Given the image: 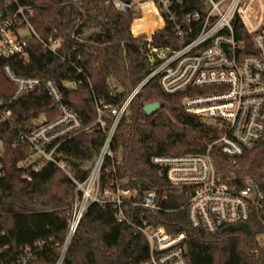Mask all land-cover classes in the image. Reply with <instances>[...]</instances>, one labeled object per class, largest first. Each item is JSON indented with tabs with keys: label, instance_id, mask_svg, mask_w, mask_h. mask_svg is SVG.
<instances>
[{
	"label": "trees",
	"instance_id": "16d2710c",
	"mask_svg": "<svg viewBox=\"0 0 264 264\" xmlns=\"http://www.w3.org/2000/svg\"><path fill=\"white\" fill-rule=\"evenodd\" d=\"M21 3L32 6L34 14L30 20L42 38L63 37L64 43L54 53L32 38L27 60L0 55V97L8 100V107L13 110L4 134L13 138L19 127L33 129L35 125L30 121L42 114L53 120L59 116V111L45 91L12 100L15 88L5 76L3 65L10 64L22 75L54 79L64 102L79 115L84 126L90 127L64 142L56 152L58 158L70 164L72 176L83 181L106 136L96 123L97 104L120 106L151 73L139 39L131 33L135 14L116 10L111 0L78 3L21 0ZM162 35L164 32H158L155 38L158 40ZM71 81L77 83L74 88L65 85ZM181 99L180 94H166L157 77L143 86L119 122L112 142L114 162L108 159L101 174L104 186L117 180L139 197L158 187L174 194L153 158L195 153L196 141L188 135L199 140L202 146L204 138L211 135L210 129L200 130L208 123L186 112ZM157 101L163 103L162 108L167 109L178 124L166 111L150 121L153 116L145 113L144 106ZM105 118L110 125L113 118L110 115ZM137 120L148 121L139 124L143 132L161 131L162 120L173 130L141 134L135 128ZM29 154L27 145L16 149L6 146L4 174L0 176V249L5 248L9 256L39 240L52 244L62 242L75 196L73 179L53 163L43 162L38 170L20 167V161ZM212 155L217 167L234 184L244 187L253 179L264 191V139L238 157L236 164L218 149L213 150ZM108 168H114L115 172L108 173ZM26 171L32 177L30 181L24 178ZM175 203V199L167 201L170 207L176 206ZM156 222L174 233L186 231L188 264H264V243L260 240L264 234V208L254 209L249 221L230 224L215 235L193 229L184 210L163 212ZM148 253L145 236L134 227L120 223L113 204L92 203L80 221L63 264H133L145 260ZM57 256L55 246L46 247L29 264H53Z\"/></svg>",
	"mask_w": 264,
	"mask_h": 264
},
{
	"label": "built area",
	"instance_id": "2783aa9c",
	"mask_svg": "<svg viewBox=\"0 0 264 264\" xmlns=\"http://www.w3.org/2000/svg\"><path fill=\"white\" fill-rule=\"evenodd\" d=\"M82 0H67L78 3ZM116 10L132 11L135 16L131 33L139 39L140 50L151 73L140 82L120 106L97 104L96 123L106 136L100 152L86 179L72 176L70 164L57 157V149L77 134L89 130L79 115L64 102L63 94L52 78L22 75L10 64L3 72L14 85L12 100L33 93L47 92L57 105L59 116L53 120L42 114L21 127L13 138L4 128L13 116L9 101L0 97V176L4 174L7 144L16 149L27 145L30 154L20 161V167L33 170L43 162H51L68 174L75 184V196L62 242L36 241L14 255L0 249V264H29L45 251L57 249L53 264H63L80 221L92 203H111L120 223L128 224L142 233L148 243V257L133 264H188L186 231L171 232L157 223L163 212L184 210L193 229L201 234L215 235L226 226L250 220L254 209L264 208V191L253 179L240 187L225 177L217 167L212 151L218 149L236 164L238 157L254 149L264 139V0H111ZM31 5L21 0H0V55L27 60L29 44L37 39L51 52H58L63 37L42 38L30 17ZM158 32H164L156 39ZM164 45L157 47L160 42ZM153 77L169 95L182 96L183 109L212 122L211 135L204 138L195 153L155 156L174 193L154 188L138 193L113 181L104 186L101 180L104 164L114 162L112 142L119 122L133 99ZM74 88V81L65 83ZM116 95V92H114ZM106 115L113 121L107 124ZM108 173L115 172L108 168ZM233 174V173H232ZM24 178L31 180L28 171ZM175 199L176 206L167 205Z\"/></svg>",
	"mask_w": 264,
	"mask_h": 264
},
{
	"label": "rangeland",
	"instance_id": "374dc122",
	"mask_svg": "<svg viewBox=\"0 0 264 264\" xmlns=\"http://www.w3.org/2000/svg\"><path fill=\"white\" fill-rule=\"evenodd\" d=\"M167 112V114L169 115V117L170 118H172L171 117V115L169 114V112H168V110L167 109H164V108H162L161 110H159L154 116H156L158 113H160V112ZM154 116L152 117V119L150 120V121H152L153 120V118H154ZM172 120L174 121V119L172 118ZM149 121V122H150ZM148 122V121H147ZM147 122H144V121H141V120H137V122L135 123V128L141 133V134H150V133H156V134H161V133H163V132H165V130L166 129H172L169 125H168V123L166 122V120H162L161 121V124H162V126H163V129L161 130V131H156V132H143L142 130H140V128H139V124L140 123H147ZM175 122V121H174ZM176 124H178L177 122H175ZM209 125H212V122L211 121H209L208 122V126L207 127H205V128H203V129H200V130H204V129H209ZM184 127V126H183ZM173 130V129H172ZM190 138H192L193 140H195L196 141V144H197V149H201L202 148V145H200V141L199 140H197L196 138H194V137H192V136H190V135H188ZM207 137V136H206ZM205 137V138H206ZM90 167V165H87V168H89ZM260 240H261V242L262 243H264V234L262 235V236H260Z\"/></svg>",
	"mask_w": 264,
	"mask_h": 264
},
{
	"label": "water",
	"instance_id": "95a60500",
	"mask_svg": "<svg viewBox=\"0 0 264 264\" xmlns=\"http://www.w3.org/2000/svg\"><path fill=\"white\" fill-rule=\"evenodd\" d=\"M163 107L162 102H153L144 106V111L147 115L154 116Z\"/></svg>",
	"mask_w": 264,
	"mask_h": 264
},
{
	"label": "bare ground",
	"instance_id": "6f19581e",
	"mask_svg": "<svg viewBox=\"0 0 264 264\" xmlns=\"http://www.w3.org/2000/svg\"><path fill=\"white\" fill-rule=\"evenodd\" d=\"M162 45H164V44H158V46H157V47H160V46H162Z\"/></svg>",
	"mask_w": 264,
	"mask_h": 264
}]
</instances>
